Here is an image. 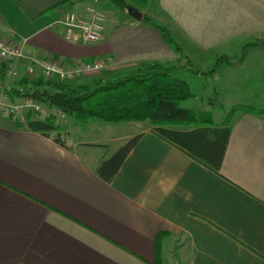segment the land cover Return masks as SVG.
Returning a JSON list of instances; mask_svg holds the SVG:
<instances>
[{"label": "crops", "instance_id": "0c3cea01", "mask_svg": "<svg viewBox=\"0 0 264 264\" xmlns=\"http://www.w3.org/2000/svg\"><path fill=\"white\" fill-rule=\"evenodd\" d=\"M147 2L137 9L166 27L178 50L157 29L120 11L107 18L97 43L81 44L53 25L94 0H0V33L35 59L54 57L68 66L103 60L100 74L184 61L207 75L210 70L194 68L195 59L226 58L208 75L227 89L252 83L262 97L264 0ZM234 74L242 78L233 82ZM3 81L0 93L8 98L4 92L14 80ZM260 105L230 111L218 172L147 122L128 130L119 128L134 122H103L115 135L86 140L68 131L63 146L0 113V264H264ZM138 135L113 178L104 180L97 172L102 161Z\"/></svg>", "mask_w": 264, "mask_h": 264}, {"label": "trees", "instance_id": "16d2710c", "mask_svg": "<svg viewBox=\"0 0 264 264\" xmlns=\"http://www.w3.org/2000/svg\"><path fill=\"white\" fill-rule=\"evenodd\" d=\"M102 1L126 15L129 6L144 9L148 4L147 0ZM141 22L157 29L166 43L173 44L176 50L179 49L166 27L152 21L146 14H143ZM249 46L251 44L244 47L241 58ZM223 62H228V59H217L213 69L206 74L213 75L215 68ZM179 66L182 67L180 63L174 65L170 62L152 61L110 78L100 74L78 82L48 80L36 75L14 80L4 93L10 102L30 98L47 109L49 114L44 117L27 109L22 111L23 121L19 117L12 118L17 126L23 124L32 131L52 137L63 146L68 130L63 127L61 118L57 115L71 120L82 129L93 120L115 123L147 122L159 137L205 167L218 172L225 154L233 112L228 114L221 125L214 126L212 120L197 118L193 111L181 107L180 102L196 95L189 84L175 74ZM191 69L187 67V70L199 74ZM4 78L6 79V65L1 63L2 86ZM258 113L264 114V111ZM181 127L184 129H180ZM139 137L131 138L110 158L102 161L97 172L104 180L110 181L113 178Z\"/></svg>", "mask_w": 264, "mask_h": 264}, {"label": "rangeland", "instance_id": "374dc122", "mask_svg": "<svg viewBox=\"0 0 264 264\" xmlns=\"http://www.w3.org/2000/svg\"><path fill=\"white\" fill-rule=\"evenodd\" d=\"M97 5L99 6V8L103 9L106 12L108 20L110 17L113 16V11L114 12L119 11L116 8L110 6L109 3L102 0H99ZM66 15L67 14L61 16L60 20L65 18ZM215 59H216L215 57H201L195 59L192 64L195 69L201 70L202 72L209 71L213 69L212 67H214L215 62L217 61ZM173 64L176 65V62H173ZM180 64L182 65L184 70L187 69L188 66L185 65L184 61L180 62ZM182 67L179 66L175 74H177V77H179L180 79L184 80L189 84L190 89L192 90L193 93H195L196 96L180 102V106L193 111L194 114L197 116V118L210 119L213 121L214 124H221L222 121L228 116L231 110L240 109L241 106L252 105L255 107H259L258 105H260L261 102H263L262 103L263 105H260V107L264 108V101H263L264 89L259 92V94H261L262 97L255 96V93L258 92L256 90V87H254L252 83L247 84V81L241 83V85H235L232 89H227L220 86V83L215 82L213 77L209 75H203L201 73L196 74L193 72L192 74L190 72L183 71ZM189 68H192L191 65L189 66ZM100 73L101 72H95L89 74L88 76L90 77L97 76L100 75ZM115 74L116 73L104 72L100 76H103L105 78H110ZM236 75L237 74L232 75L233 82L238 81V79L242 78V75H239V77H237ZM214 92L218 93V95L214 94ZM256 101H258V103ZM23 102L24 101L21 100V101H16L14 103L22 104ZM254 102L256 103L254 104ZM39 107H40L39 110L34 111L35 113H38L39 116L44 117L49 114V111L47 109H45L40 105ZM23 110H27V109H23ZM53 114H55V111H53ZM19 116L20 113L16 114L14 118H17ZM57 117L61 118L60 122L63 124V127L67 129L70 133H73V135L77 137L78 140H86L95 137L100 138V136L106 137V135H110V136L115 135V133L112 131V128L107 129L106 128L107 126H104L103 122L93 120L95 122H91L90 126H87V130L83 132L80 130L81 129L80 126L75 125L71 120L63 118L59 115H57ZM19 119L20 121H23V117H19ZM129 125H138V127H143L146 125V123L144 122L129 123L126 126H124L125 128H119V129L128 130L129 128L134 127ZM117 127H123V126H117ZM110 145L112 144L110 143ZM170 253L173 254L172 251H170Z\"/></svg>", "mask_w": 264, "mask_h": 264}, {"label": "built area", "instance_id": "2783aa9c", "mask_svg": "<svg viewBox=\"0 0 264 264\" xmlns=\"http://www.w3.org/2000/svg\"><path fill=\"white\" fill-rule=\"evenodd\" d=\"M99 0H94L95 4L86 5L83 12L68 13L65 18L53 23L68 32L75 34L81 44L87 45L97 43L102 39L107 21L106 12L97 6ZM2 21L0 19V31ZM0 63L6 65V77L10 80L33 77L41 75L43 78L69 82L83 75L100 72L105 68L103 60L90 62H75L66 65L62 60L54 57L45 59H35L25 55L22 46L13 44L1 37L0 33ZM10 87V86H9ZM8 87V89H9ZM22 104L10 102L0 93V113L16 116L20 113L22 117L23 109L37 111L39 105L31 99L25 98Z\"/></svg>", "mask_w": 264, "mask_h": 264}, {"label": "water", "instance_id": "95a60500", "mask_svg": "<svg viewBox=\"0 0 264 264\" xmlns=\"http://www.w3.org/2000/svg\"><path fill=\"white\" fill-rule=\"evenodd\" d=\"M127 14L136 20H141L143 16L142 12H140L137 8L132 6H129L127 8Z\"/></svg>", "mask_w": 264, "mask_h": 264}]
</instances>
